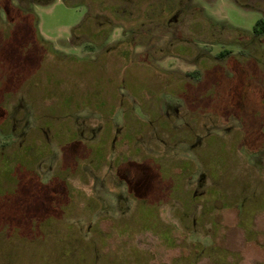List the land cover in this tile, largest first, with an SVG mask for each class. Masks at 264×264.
<instances>
[{
  "label": "rangeland",
  "instance_id": "rangeland-1",
  "mask_svg": "<svg viewBox=\"0 0 264 264\" xmlns=\"http://www.w3.org/2000/svg\"><path fill=\"white\" fill-rule=\"evenodd\" d=\"M260 19L0 0V264H264Z\"/></svg>",
  "mask_w": 264,
  "mask_h": 264
},
{
  "label": "trees",
  "instance_id": "trees-1",
  "mask_svg": "<svg viewBox=\"0 0 264 264\" xmlns=\"http://www.w3.org/2000/svg\"><path fill=\"white\" fill-rule=\"evenodd\" d=\"M253 33L264 37V19L257 21ZM221 56H224V53H222Z\"/></svg>",
  "mask_w": 264,
  "mask_h": 264
},
{
  "label": "flooded vegetation",
  "instance_id": "flooded-vegetation-1",
  "mask_svg": "<svg viewBox=\"0 0 264 264\" xmlns=\"http://www.w3.org/2000/svg\"><path fill=\"white\" fill-rule=\"evenodd\" d=\"M172 20H174V21L176 20V21H177V15H174V17H173ZM148 31H149V30H148ZM253 34H254V33H253ZM254 36L259 37V38L261 37V35H256V34H254Z\"/></svg>",
  "mask_w": 264,
  "mask_h": 264
}]
</instances>
